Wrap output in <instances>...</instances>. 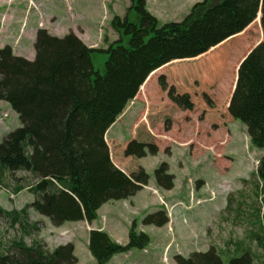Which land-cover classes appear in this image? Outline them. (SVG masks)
<instances>
[{
    "label": "trees",
    "instance_id": "trees-1",
    "mask_svg": "<svg viewBox=\"0 0 264 264\" xmlns=\"http://www.w3.org/2000/svg\"><path fill=\"white\" fill-rule=\"evenodd\" d=\"M132 2L139 23L130 22L128 16L124 19L116 16L112 27L119 39L105 50L88 47L74 33L60 38L44 29L37 32L33 61L15 55L10 45L0 48V102L7 103L21 121V126L0 142V191L7 175L24 171L37 179L35 184L20 185L14 191L19 194L28 188L35 197L32 204L19 212L0 208V213L25 233L37 230V224L29 220L30 208L55 227L80 221L91 224L106 203L127 200L142 191L144 186L139 183L147 184L148 176L141 171L136 178L125 162V155L131 149L141 148L151 136L142 131L143 139L137 137L124 154L119 153L118 162L128 166L133 178L111 158L103 139L106 126L115 123L140 91H145L143 85L148 79L149 84L168 65L224 48L251 26L259 13L263 40L236 69L237 82L235 79L228 112L247 126L251 143L264 150V0H215L217 3L212 7L205 0L195 4L182 21L162 26L147 10V0ZM95 52L109 56L103 74L93 65ZM229 59L228 53L212 62L211 70L217 77L225 75ZM158 83L175 106L183 111L194 110L190 94L178 93L175 86L170 87L166 75ZM203 93L206 110L213 111V100ZM154 111L151 115L159 119ZM256 174L264 185V155L258 161ZM155 178L159 188L174 189L176 177L169 173L166 162L156 169ZM169 222L165 210L143 219V225L159 228ZM137 228L134 221L126 245L113 241L104 230L90 231L88 248L95 263L108 264L118 254L146 249L151 238ZM254 238L264 247V234H256ZM13 247L17 256L4 252L0 242V264L78 263L71 243L53 252L37 242L27 246L22 240L14 242ZM244 254L231 258L230 264H252L249 253ZM174 261L223 264L214 248L189 258L177 255Z\"/></svg>",
    "mask_w": 264,
    "mask_h": 264
},
{
    "label": "rangeland",
    "instance_id": "rangeland-1",
    "mask_svg": "<svg viewBox=\"0 0 264 264\" xmlns=\"http://www.w3.org/2000/svg\"><path fill=\"white\" fill-rule=\"evenodd\" d=\"M15 1L8 0L10 8H5L4 16H0V43L12 42L19 35L15 47L23 35L26 37L27 29L31 35L44 29L60 38L74 33L83 42L93 43V48L105 50L119 39L112 27L116 16L122 19L128 16L130 22L139 23L132 0H17L21 3V11L16 13L15 21L22 20L13 28L2 31L6 24L9 26L7 21L14 14L11 5ZM214 1L208 0L209 7L217 3ZM192 3L193 0H147V10L162 26L182 21L190 14L191 8L187 10V7ZM246 32L215 53L183 60L159 71L145 91L141 90L128 105L124 122L103 135L111 158L131 177L133 171L136 178L142 171L148 176L147 185L153 187L152 184L157 185L156 169L166 162L169 173L178 179L177 187L170 195L165 196L156 186L153 191L161 190L158 191L161 195L154 196L145 190L130 200L111 202L106 206L113 213L108 230L106 224H102L106 220L102 216L92 224L95 230L104 227L113 241L126 245L128 231L137 221V230L151 238L146 249L118 254L108 264H176L174 258L177 255L189 258L212 248L217 250L223 264H230L231 258L242 257L245 252L249 253L252 264H264V247L254 238L256 234H264V185L256 174L264 150L251 143L247 126L233 119L228 112L238 73L236 69L263 40L261 20ZM228 53L227 71L217 77L211 70L212 62ZM25 55L30 57L28 53ZM108 57L100 52L92 55L95 69L102 74ZM162 75L167 76L169 86H175L178 93L190 94L195 103L193 111H183L170 101L158 83ZM203 92L213 100V111L206 110ZM152 107L158 112L159 119L151 115ZM20 126L17 113L11 107L1 105L0 142ZM142 131L151 137L141 148L131 149L125 155V162L132 168L130 172L128 166L118 162L119 153L123 151L124 154L137 137L143 139ZM36 182V178L24 171L7 175L0 191V208L19 212L32 204L35 197L28 188L19 194L14 191L17 186H30ZM139 184L144 186V183ZM158 200L160 206L157 208ZM158 209L166 211L170 222L160 228L143 225V219ZM29 220L37 224V230L25 233L19 226H12L0 213V242L4 252L17 256L13 244L21 240L27 246L37 242L49 252L71 243L76 247L79 264H96L88 248L90 223L84 221L55 227L32 208L29 209ZM118 239L125 241L124 244Z\"/></svg>",
    "mask_w": 264,
    "mask_h": 264
},
{
    "label": "crops",
    "instance_id": "crops-1",
    "mask_svg": "<svg viewBox=\"0 0 264 264\" xmlns=\"http://www.w3.org/2000/svg\"><path fill=\"white\" fill-rule=\"evenodd\" d=\"M204 1V0H203ZM8 0H0V16H4V13H5V8H7V7H9L10 8V5H8ZM196 3H200V2H198V0H193V3L191 4V6L189 5L188 7H187V10H189L190 8L192 9V7L196 4ZM194 4V5H193ZM20 5H21V3H19V2H17V0L15 1V3L14 4H12L11 5V10L14 12V14L11 16V19L9 20V21H7V23L9 24V26L6 24V26L2 29V31H5V30H9L10 28H13L14 26H15V24H20V21L22 20V19H19L18 21H15V19H16V13H18L19 11H21L20 10ZM8 16V15H7ZM261 19V13H259V15H258V18H257V20H260ZM256 20V21H257ZM256 21L251 25V26H249V28H247L242 34H239L238 36H235V37H233L231 40H233L234 38L236 39V38H239V37H241L246 31H248V29H250L251 27H253L254 26V24L256 23ZM37 32H38V30H36L35 31V34L34 35H31V34H29V30L27 29V35H26V37L25 38H23V36L21 37V39L19 40V43H18V47H15V45H16V42H17V38H18V36L17 37H15L14 39H13V41L12 42H9V43H6L7 45H10V46H12L13 47V49H14V53L16 54V55H18V56H21V57H24V58H28L29 60H31V61H33L34 59H35V57H36V51H35V48H34V44H35V40H36V35H37ZM230 39L228 40V41H231ZM85 42V41H84ZM86 43V45L87 46H89V47H92V44L93 43H87V42H85ZM227 43V42H226ZM6 44H1L0 43V45H2L3 47L6 45ZM29 54V56L30 57H27L25 54ZM150 78V77H149ZM148 81H149V79L145 82V84L143 85V86H147L148 85ZM137 98V97H136ZM1 105H4V106H9L7 103H5V102H0V106ZM125 112H126V110H125ZM125 112L117 119V121L115 122V123H113V124H111V125H109V126H106V128H105V131L106 132H109V133H111V131L112 130H114L115 128H116V126L117 125H119L120 123H123L124 122V119H126L127 118V116H126V114H125ZM177 181H178V179H177V177L175 178V187H174V189H172V190H164V189H162V188H160L161 190H163V192L161 191V190H158V191H161L165 196H166V194L167 195H170V194H172L173 193V191L176 189V187H177ZM152 186L153 187H151V186H149V185H147V184H145L144 185V189L142 190V191H140L139 193H142V192H144L145 190H149L154 196L156 195L154 192H153V189L152 188H155L157 185L154 183V184H152ZM157 191V194H159V195H161V193L160 192H158ZM138 193V194H139ZM137 194V195H138ZM136 195V196H137ZM136 196H134V197H136ZM134 197H132V198H134ZM132 198H129V199H127V200H130V199H132ZM208 198H209V195H208ZM208 198L206 199V200H208ZM127 200H123V201H127ZM196 200H198V199H196ZM200 200H202V199H200ZM113 202H118V201H113ZM109 203H111V202H109ZM109 203H106L105 205H103L102 207H101V209L99 210V212H98V219L100 220V219H102L101 218V216L102 217H105V223H103L102 222V224L104 225V224H106L105 226V228H106V230H108V224H109V222L111 221V217H113V213L111 212V211H109V209L106 207L107 205H109ZM156 204H157V201H156ZM159 204V205H158ZM158 204L156 205V207L158 208L159 206H160V203H159V200H158ZM161 209V208H160ZM160 209H158V210H160ZM102 211H105L103 214H102ZM157 211V210H156ZM190 211V210H189ZM110 219V220H109ZM97 221V220H96ZM96 221H94V222H96ZM80 222H84V221H80ZM93 222V223H94ZM74 223H79V222H74ZM93 223H91V230H95V228H93L92 227V224ZM67 224V223H66ZM62 226H65V224L64 225H62ZM61 226V227H62ZM151 227H154V226H151ZM104 230L105 231V229H104V227H101V228H98V230ZM129 232V231H128ZM118 241H119V239H118ZM119 242H122L123 244H124V242L125 241H119ZM126 242H128V241H126ZM75 252H76V247H75ZM92 257V256H91ZM93 258V257H92ZM78 264H79V259H78Z\"/></svg>",
    "mask_w": 264,
    "mask_h": 264
}]
</instances>
